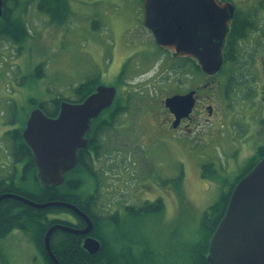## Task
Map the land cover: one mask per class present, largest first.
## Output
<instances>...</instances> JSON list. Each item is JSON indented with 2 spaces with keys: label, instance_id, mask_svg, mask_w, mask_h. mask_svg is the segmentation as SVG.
<instances>
[{
  "label": "rangeland",
  "instance_id": "rangeland-1",
  "mask_svg": "<svg viewBox=\"0 0 264 264\" xmlns=\"http://www.w3.org/2000/svg\"><path fill=\"white\" fill-rule=\"evenodd\" d=\"M227 1L236 10L256 11L259 32H248L238 46L240 63L232 72L238 83L225 89L224 96L211 92L213 115H198L190 132L171 137L158 129L166 118L164 99L183 90L186 75L189 86L210 80L193 62L176 61L156 45L143 25L140 0H69L70 17L62 24L40 12L36 0H18L11 15L24 23L28 36L21 45L0 38V181L36 192L34 174L23 169L21 156H13V132L23 129L34 107L31 99L74 101L75 88L95 80L98 86L115 87L114 105L125 99L127 108L100 138V155L88 169L74 168L68 179H79V192L88 196L90 177H96L92 203L101 218L109 219L122 203L138 207L162 201L159 213L137 222L128 215L119 219L133 254L149 248L158 257L198 241L204 211L228 190L257 146H264V115L258 109L264 0ZM204 165L209 166L205 177ZM47 216L75 220L64 211ZM106 220L96 230L108 242L125 233L120 224L118 230ZM34 238L31 229H13L0 238V264H46Z\"/></svg>",
  "mask_w": 264,
  "mask_h": 264
},
{
  "label": "water",
  "instance_id": "water-1",
  "mask_svg": "<svg viewBox=\"0 0 264 264\" xmlns=\"http://www.w3.org/2000/svg\"><path fill=\"white\" fill-rule=\"evenodd\" d=\"M3 0H0V15ZM144 25L153 33L157 45L179 58H193L207 74L219 71L222 50L234 7L218 0H143ZM114 87L97 86L81 103L62 102L56 117L33 109L22 131V139L33 155L37 178L45 187L59 186L64 174L77 163V153L85 150V134L95 119L113 102ZM194 91L173 95L164 106L175 115L173 127L189 117ZM13 199L36 209L63 207L82 218L86 227L76 230L62 224L45 233L43 246L54 264H60L50 248L51 234L60 230L86 235L92 222L76 206L67 202L37 203L15 194L0 195V202ZM83 248L90 254L100 250L98 240L87 237ZM208 264H264V157L234 186L223 218L208 244Z\"/></svg>",
  "mask_w": 264,
  "mask_h": 264
},
{
  "label": "trees",
  "instance_id": "trees-1",
  "mask_svg": "<svg viewBox=\"0 0 264 264\" xmlns=\"http://www.w3.org/2000/svg\"><path fill=\"white\" fill-rule=\"evenodd\" d=\"M36 1L38 10L47 15L52 23L62 24L70 17L69 0ZM140 2L142 4V0H140ZM17 6L18 0H3L2 16L0 17V38L10 40L14 45H21L27 38L28 32L26 31L24 23L19 18H15L11 15L12 10ZM247 14L249 15L248 17L240 18L235 16L233 18L225 41V51L223 56L224 62L226 63L224 75L227 77L225 89L238 83L236 79L233 80L234 74L232 72L240 63L239 59H237V50L241 40L246 37L249 30L257 29V22L251 17V15L257 14L256 11ZM227 62L231 63V66H227ZM194 67L199 70L197 64H194ZM35 74L39 77L42 75V69L39 66L36 68ZM122 75L123 74H121L120 77H122ZM96 86L97 84L95 80H89L77 86L74 90L76 96L74 101L57 97L47 103L31 99L30 103L34 105L33 108H40L48 117H56L62 101L79 103L91 94ZM107 110H110V112L108 113L109 122L107 123L106 121L104 123V129L106 130L112 126L117 117L120 116L125 109L116 104H112ZM95 122L96 121H94V123ZM22 127H24V124ZM21 130L22 128L18 130L16 129L13 132V156L15 158L21 156V159L24 160L23 169L34 174L39 187L36 192H27L25 189L15 187L13 183L8 184L0 181V194H16L37 203L60 201L74 204L76 207L83 210L85 214L90 216L94 224L92 235L99 239L101 243L100 251L94 255H90L82 248L80 236H75L59 230L54 231L50 237V248L60 264H208L207 255L209 240L225 214L235 184L248 174L256 163L264 156L263 149L256 151L254 156L248 161L246 167L229 186L228 190L222 193L214 204L207 207L201 219L198 241L182 245L176 248V250L168 251L157 257L153 251L149 250V248L139 250L138 253L133 254L128 246L127 237H125L127 235V232H125L126 226H122L117 217L107 218V220L111 222V224L115 223L113 225L117 227V229L120 224V229H124L125 233H118V235L116 234L114 237L108 238L109 242L107 238L104 237L105 235L102 237L97 234L96 227L103 223L102 218L91 216L85 209L78 205L77 201L80 198L81 192H79V188L81 186V181L77 178H71V180L68 179L72 170L65 174V180L60 186L45 187L41 185L36 176V167L33 163L32 153L21 137ZM95 142L97 143L94 138L90 140V143ZM83 153L84 151L78 152L79 158L84 155ZM86 157L88 158V156ZM83 162H85V159ZM86 166L87 164H85V167ZM208 167L209 166L207 165L203 166V170L206 171V173L203 174L204 177L207 175L209 170ZM74 171L75 169H73V172ZM126 209L128 211L127 215L133 217L131 219L137 222L139 217L161 212L163 204L162 201L158 199L153 202L147 201L142 206L127 207ZM62 211L72 214L78 222L81 220L72 211L63 207L36 209L26 206L17 200L4 199L0 202V238L4 237L13 229H31L33 230V237H35V245L40 252L42 251L41 254H43L45 263L54 264L44 252L43 238L48 228L54 224L70 226L68 222L57 217L48 218L47 216L49 213H59ZM74 247H77V249L72 251ZM68 252L73 253L68 255ZM79 252L82 254L79 255ZM77 253L80 257L78 255L76 256Z\"/></svg>",
  "mask_w": 264,
  "mask_h": 264
},
{
  "label": "flooded vegetation",
  "instance_id": "flooded-vegetation-1",
  "mask_svg": "<svg viewBox=\"0 0 264 264\" xmlns=\"http://www.w3.org/2000/svg\"><path fill=\"white\" fill-rule=\"evenodd\" d=\"M247 13H249V11H247V10H245V11H243V10L236 11V7H235L232 19L235 16H238L240 18L248 17L249 15ZM251 17H253V19L257 22V29H255V30L251 29L252 31L249 30V32L250 33L252 32V34L253 33L256 34L257 32H259V26H260V23L258 22L259 18L257 16V14L251 15ZM242 40H244V39H242ZM242 40H241V42H242ZM224 51H225V49H223V52ZM235 55H237V54H235ZM175 60L176 61H181V60H185V59H183V58H175ZM260 62H261L260 70H261V76H262V83H261V85H259V87H260V89H259L260 97H259V101H258V104H259V108L258 109L261 110V112L264 115V96H263L264 95V60H262ZM230 64L231 63L227 62V66H231ZM225 65H226V63L223 62L220 71L217 72L214 75L204 74L205 81H207L208 79L210 81L209 82L207 81L208 84H204L202 86H198V85L189 86V84L191 83V79H187L188 75H186V77L183 78V80L180 79L186 85L185 84L184 85L181 84L180 86L183 87V90L182 91L181 90L180 91L177 90L174 94L184 95V94H186V93H188L190 91H195V94H194L195 102H194V106L192 108V111H191L189 117L181 118L179 120V122H178L177 127L173 128L172 124H173V122L175 120V115L170 113L166 109L167 110L166 111V118H164V120H162V122L158 123V125H159L158 129H161L162 131H164V133L170 134L171 137H174L176 132H178V131L181 132L182 130H184L185 133L190 132L191 126L198 119V115L204 114V112H206L207 114L209 113L208 115H213V113H214V105L212 104L213 103L212 100L210 101L209 99L213 96L214 92L216 93V95L219 94L220 96H224L223 93H224V89H225V85H226V81H227V77L224 75V71H223L226 68ZM221 71H223V73L220 74L221 78L220 79H215V77L219 73H221ZM211 87L213 88V90L210 91V92L207 91L208 89H211ZM184 88H186V89H184ZM201 89L203 91H201ZM201 92H206V93H203V95H202ZM208 92H209V94H208ZM211 92L213 94H211ZM203 102H205V103H203ZM119 103H120L119 104L120 107L127 108V105H126L127 102H126L125 99L122 100V101H119ZM201 103H203V104H201ZM109 112H110V110L106 111L104 113L102 112L101 113L102 115L100 117H98L96 120H94L96 122L95 123L93 122L92 125H90V129L86 133L85 137L88 140V147L84 150V153H83L84 155L78 159V165H79L80 169H82L83 171L85 169H88L89 168L88 164H90L93 161L94 157H96L97 155H100V153H101L100 152V144L98 145V143H99L100 138H102L104 136V134H105V130L106 129H104V123L106 121H107V123L109 122V119H108V113ZM93 138L97 141V143L96 142L95 143H90V140L93 139ZM259 149H263L264 150V146H262V145L257 146L256 151H258ZM86 156H88V158ZM80 159H81V161H80ZM84 159H85V162H83ZM85 164H87L86 167H85ZM90 179L92 181L91 192L89 193L88 196H86V195L81 193L80 194L81 196L78 199L77 203H78L79 206H81L83 209H85L91 216L96 217V218H101V216L98 215V212H97V211H99L98 208L95 206L94 203H92V200L96 196V191H97L96 187H97V181L98 180L94 176H92V178L90 177ZM140 206H142V205H140ZM127 207L128 206H125L123 203L119 204L114 209L115 212L113 214H110L109 218L117 217V218L120 219V218L124 217L125 215L128 214V211L126 209ZM129 207H131V206H129ZM102 219H107V218H104V216H103ZM63 221L68 222L71 227H73L75 229H78V230H82L86 226L85 222L82 219L80 220L81 222L80 221L78 222V220L76 218H75V220H73L72 218L70 219V217H68V219H63ZM91 221H92V219H91ZM91 233H92V231L89 234H86V235H79L80 239H81V244H82L83 240L86 237H88V236L95 238L94 236L91 235ZM76 249H77V247H74L72 249V251H74ZM70 253H73V252H68V255H70ZM80 254H82V253L79 252V255ZM41 255L43 257V254H41ZM77 255H78V253L76 254V256Z\"/></svg>",
  "mask_w": 264,
  "mask_h": 264
},
{
  "label": "bare ground",
  "instance_id": "bare-ground-1",
  "mask_svg": "<svg viewBox=\"0 0 264 264\" xmlns=\"http://www.w3.org/2000/svg\"><path fill=\"white\" fill-rule=\"evenodd\" d=\"M4 36V35H3ZM5 38V37H4ZM192 133V132H191ZM22 177V176H21ZM29 178H30V176H29ZM25 181V180H24ZM26 182V181H25ZM2 183H4V182H2ZM45 220V219H44ZM112 221V220H111ZM111 223V222H110ZM113 224H115V223H113ZM5 227V226H4ZM43 250V249H42ZM42 252V251H41ZM39 254H41V253H39Z\"/></svg>",
  "mask_w": 264,
  "mask_h": 264
},
{
  "label": "crops",
  "instance_id": "crops-1",
  "mask_svg": "<svg viewBox=\"0 0 264 264\" xmlns=\"http://www.w3.org/2000/svg\"><path fill=\"white\" fill-rule=\"evenodd\" d=\"M18 63H19V60H18Z\"/></svg>",
  "mask_w": 264,
  "mask_h": 264
}]
</instances>
